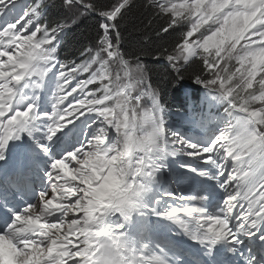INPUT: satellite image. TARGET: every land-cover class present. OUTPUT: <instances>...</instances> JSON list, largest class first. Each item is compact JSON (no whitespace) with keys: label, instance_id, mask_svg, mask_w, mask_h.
Masks as SVG:
<instances>
[{"label":"snow or ice","instance_id":"snow-or-ice-1","mask_svg":"<svg viewBox=\"0 0 264 264\" xmlns=\"http://www.w3.org/2000/svg\"><path fill=\"white\" fill-rule=\"evenodd\" d=\"M62 4L0 0V264H264V0H148L175 112L123 49L130 0Z\"/></svg>","mask_w":264,"mask_h":264},{"label":"trees","instance_id":"trees-1","mask_svg":"<svg viewBox=\"0 0 264 264\" xmlns=\"http://www.w3.org/2000/svg\"><path fill=\"white\" fill-rule=\"evenodd\" d=\"M105 2V0H101ZM148 0H130V7L120 20V32L122 35L123 49L133 55H140L142 52L149 53L143 55L141 59L149 69V75L153 83L161 91L163 100L170 105L172 97L176 91L172 88V80L175 73L165 63V59H154L156 49L168 47L174 44L178 31H169L167 34L157 36L160 28L165 25V20L157 17L154 10L147 6ZM49 22L62 20L66 18V9L62 2L53 3L47 12ZM99 18L94 16H85L79 24L73 26L68 31L64 49V55L68 58L82 50L85 45L92 44L96 39ZM197 65H192L184 71V80L192 81L193 72Z\"/></svg>","mask_w":264,"mask_h":264}]
</instances>
